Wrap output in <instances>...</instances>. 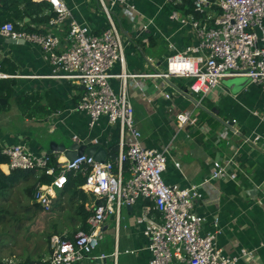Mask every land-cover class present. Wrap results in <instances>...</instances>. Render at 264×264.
<instances>
[{"label": "crops", "instance_id": "obj_1", "mask_svg": "<svg viewBox=\"0 0 264 264\" xmlns=\"http://www.w3.org/2000/svg\"><path fill=\"white\" fill-rule=\"evenodd\" d=\"M63 1L71 11V19L86 25L94 34L108 27L107 18L96 0ZM106 2L108 4V0ZM127 3L134 9L117 6L111 12L121 35L124 55L123 64L116 63L111 74L124 71L136 76L126 78L125 86L142 147L167 152L162 173L165 184L197 187L200 197L194 203L193 212L204 218L201 235L216 231L217 248L226 257L238 255L241 249L253 252L252 258L244 259L240 264H264V152L243 143L244 137L254 135L264 139L262 87L252 84L246 76H235L223 80L207 95L199 96L188 90L193 81L191 78L156 77L166 73L169 57L197 44L190 24L180 22L190 14L194 17L197 14L189 11L192 9L190 0H127ZM45 5L37 16L28 18L22 13L23 17L15 19V23L19 30H25L28 24L34 29L33 33L52 32L64 45L68 22L59 28L49 26L47 22L52 14L48 4ZM18 9L23 12V5ZM6 14V19L14 16L12 12ZM173 14L177 19L172 18ZM195 18L200 20L202 17ZM1 68L6 69L0 72L2 78L12 79L13 87L7 106L0 113V150L21 145L35 155L48 154L49 144L54 142L64 145L67 150L76 146H102L106 151L105 161L118 153V126L109 124L105 117L90 126L88 116L76 110L81 88L56 77L37 45L0 37ZM109 84L117 93L122 80L111 78ZM184 90L197 104L188 100ZM198 105L206 110L215 108L216 116ZM182 111L189 112L194 123L179 126L176 116ZM234 153L236 167L226 163ZM54 154L65 159L63 153ZM215 162L225 167L223 175L216 178L213 176ZM0 166L4 174L10 173L4 164ZM39 175L35 172L33 178L11 190L5 208L10 211L12 207L15 210L22 205L13 200L17 192L20 193L18 196L22 195L19 200L23 206L28 204L30 201L23 197V190ZM66 194L71 198V193L56 191L52 208L55 204L57 211L52 213L51 208L53 215L60 216L61 212L67 211L70 202L72 209L79 203L68 197L65 199ZM85 196L86 208L91 197ZM151 206V202L141 199L131 206H122L118 222L114 216H109L101 227L99 246L77 264H99L97 257L101 254L108 258L116 254L115 264H148L146 225L140 216L145 207ZM69 221L72 227L67 228L80 223L75 215ZM74 232L53 235H66L72 239ZM50 252L49 245V256ZM49 256L36 264L47 261ZM0 258L1 264L5 260L1 250ZM18 261L13 258L15 264ZM107 264H113L111 258L107 259Z\"/></svg>", "mask_w": 264, "mask_h": 264}, {"label": "built area", "instance_id": "obj_2", "mask_svg": "<svg viewBox=\"0 0 264 264\" xmlns=\"http://www.w3.org/2000/svg\"><path fill=\"white\" fill-rule=\"evenodd\" d=\"M31 1L48 4L52 14L47 22L49 26L59 28L68 22L65 44L62 45L61 38L52 32L17 30L11 22L0 25V37L37 45L56 77L81 88L76 110L88 116L89 125L94 126L100 117H105L109 124L117 125L119 131L117 156L104 162L85 154L73 160H61L55 152L35 155L21 145L0 150L7 158L4 165L8 170H29L52 177L49 184L37 185L32 199L44 212L51 210L55 193L65 186L66 174L70 172L84 177L79 188L91 197V202L86 204L90 211L87 228L75 230L72 239L66 235H52L48 260L37 264L81 262L99 246L105 220L114 216L118 222L120 208L141 199L152 203L140 216L146 225L148 264H240L252 258L253 252L245 249L238 255L226 257L217 248L216 231L200 234L204 218L193 212L194 203L200 197L197 187L165 184L162 173L167 152L145 149L140 143L141 134L135 127L133 107L125 86L126 78L136 76L124 71L111 74L116 63L124 62L123 42L111 16L112 9L120 6L133 10L134 7L129 6L127 0H108V4L106 0H96L107 18L108 27L94 34L86 25L71 19V11L63 0ZM190 2L194 14L202 18L199 20L190 14L180 22L190 24L197 44L169 57L166 73L156 77L191 78L188 90L199 96L207 95L223 80L235 76H246L264 91V0ZM172 18L177 19V16L173 14ZM111 78L122 80L117 93L110 87ZM262 112L264 115V104ZM176 119L179 126L194 123L187 111L178 113ZM243 143L264 152V139L258 135L244 137ZM235 153L226 163L236 167ZM214 167L215 178L225 172V167L218 162ZM97 258L99 264H107L109 258L115 264L116 254L109 258L101 254ZM1 264L15 263L10 258Z\"/></svg>", "mask_w": 264, "mask_h": 264}, {"label": "rangeland", "instance_id": "obj_3", "mask_svg": "<svg viewBox=\"0 0 264 264\" xmlns=\"http://www.w3.org/2000/svg\"><path fill=\"white\" fill-rule=\"evenodd\" d=\"M32 184L33 182L30 185ZM19 194L20 193L17 192L13 200H17V202L22 205L18 206V209L15 210H13L12 207L1 221V257L2 259L15 258V260L17 258L19 259L17 264L24 263L26 259L30 261L34 260L33 262L36 264V261L41 262L40 260L49 256V238L51 235H69V233L71 234L75 230L81 228V224H75L73 228H67L72 227L69 218L75 215L73 212L74 209H72L70 205L71 202L67 206L68 210L61 212L60 216L52 214L57 211V206L55 204H53L52 213L51 211L49 213L44 211L36 213L34 208L27 211L25 210V208H27V206L30 207L32 203L29 202L26 207L23 206L22 201L19 200L22 195L18 196ZM23 197L25 198V196ZM67 197L69 200V194H66L65 199ZM14 204L16 203L14 202ZM56 220L58 221L56 222Z\"/></svg>", "mask_w": 264, "mask_h": 264}, {"label": "trees", "instance_id": "obj_4", "mask_svg": "<svg viewBox=\"0 0 264 264\" xmlns=\"http://www.w3.org/2000/svg\"><path fill=\"white\" fill-rule=\"evenodd\" d=\"M46 3H33L31 0H0V25L4 22H11L14 24V28L19 30L18 25L15 23V19L22 18V13L26 14L28 18H31L33 15L37 16L38 13L41 12L42 6H46ZM20 5H23V12H21L18 7ZM193 12V10H189ZM6 12H12L14 13V16L12 18H8ZM195 17L198 18V15H195ZM47 20V17H45ZM41 21V20H40ZM25 30L28 32H34V29L30 27V25H25ZM2 69V68H1ZM0 69V72H4L6 69ZM13 72V71H12ZM6 73V72H5ZM13 87V80L10 78H2L0 79V113L6 108L7 102L9 98L11 97V90ZM1 100H5L6 103H1ZM116 150V149H115ZM117 152V151H116ZM113 153V152H112ZM117 154V153H116ZM115 153H113L112 159H115ZM7 158L3 156L0 153V165L6 164ZM35 175V171H29V170H11L8 175L4 174L0 169V228L2 227L1 221L6 213H8L9 209L5 208V204L9 200L8 193L15 189L20 183L27 182L29 179L33 178ZM67 182L65 186L59 190V192L63 193H71L70 200H76L79 203L75 206V216L78 217L79 222L81 224L82 229H86V220L90 215V211H88L85 208V202L87 201V197L85 194H83L82 190L79 188L80 185L84 182V177L80 175L74 176L71 172L66 174ZM52 181V177L46 176L44 174H40L38 179L32 184L27 186L23 193L26 197V200L31 202V206H27L25 210H29L31 208H34V210L37 212L43 211L40 206L32 202L33 196L36 192V187L38 184H49ZM67 191V192H64ZM28 205V204H26ZM25 205V207H26ZM51 211V210H50ZM49 211V212H50ZM1 246V245H0ZM29 260V259H27ZM22 264H34V262H31L30 260L27 262H24Z\"/></svg>", "mask_w": 264, "mask_h": 264}, {"label": "water", "instance_id": "obj_5", "mask_svg": "<svg viewBox=\"0 0 264 264\" xmlns=\"http://www.w3.org/2000/svg\"><path fill=\"white\" fill-rule=\"evenodd\" d=\"M11 40V39H10ZM11 42H16L15 40H11ZM249 79V78H248ZM178 91H181V89H178ZM182 93V92H181ZM183 94L190 100L193 104H197V102L188 94L187 90L183 91ZM1 103H4V100H1ZM199 108L203 109L207 113H209L211 116H216L217 110L215 108H212L211 110H206L203 106L198 105ZM230 125V123L228 124ZM53 152L63 153L65 155V158L68 160L75 159L76 156H80L82 154L88 155L93 157L94 160L99 162H104L106 157V151L102 146L99 145H92L90 147L86 146H76L71 149H65L64 145H58L54 142L49 144L48 154H51Z\"/></svg>", "mask_w": 264, "mask_h": 264}]
</instances>
